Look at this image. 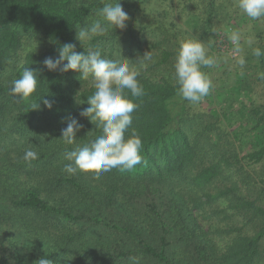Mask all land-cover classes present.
<instances>
[{
    "label": "trees",
    "instance_id": "1",
    "mask_svg": "<svg viewBox=\"0 0 264 264\" xmlns=\"http://www.w3.org/2000/svg\"><path fill=\"white\" fill-rule=\"evenodd\" d=\"M153 1L120 0L126 28L109 27L83 45L78 28L115 0H0V264L41 257L53 264H264V55H253L264 51V18L250 19L236 0H156L159 9ZM218 30L227 38L240 33L234 64L203 69L212 91L199 107L183 100L175 118L180 42L199 37L214 56ZM64 43L137 66L152 53L138 77L145 94L132 98L131 128L142 138V161L132 170L112 169L99 180L63 171L66 152L102 134L80 115L95 91L91 76L43 63ZM23 67L36 70L39 83L20 100L9 88ZM70 117L82 127L66 144L61 130ZM29 148L38 153L30 162L23 159Z\"/></svg>",
    "mask_w": 264,
    "mask_h": 264
},
{
    "label": "clouds",
    "instance_id": "2",
    "mask_svg": "<svg viewBox=\"0 0 264 264\" xmlns=\"http://www.w3.org/2000/svg\"><path fill=\"white\" fill-rule=\"evenodd\" d=\"M236 7L252 20L264 18V0H236ZM97 15L99 19L78 28L76 39L83 45L84 41L104 35L109 27L126 28V21L129 19L120 0L104 3ZM229 39L239 51V31L233 30ZM57 51L58 56L55 59L51 56L45 58L43 61L45 67L49 71L58 68L62 72L74 70L85 80L91 76L95 91L87 97L90 106L84 108L80 115L88 117L97 128L102 129V134L95 139L64 154L70 163L65 164L63 171L69 175L78 172L91 173L93 180H99L104 173L112 169L132 170L142 161V138L135 128H131L132 114L138 108L132 98L145 94L138 77L141 68L146 67L148 62H154L152 53L145 52L137 66L130 63L127 58L123 63L104 58L99 49L86 48V52H77L74 43H64ZM253 55L260 57L264 55V51L258 47L254 48ZM245 62L244 56L237 59L241 67ZM217 64V58L208 55L205 44L199 37L192 36L182 40L176 54L172 76L177 87V95L192 105L199 104L214 87L210 75L203 69L215 67ZM38 83V72L23 67L19 78L11 81L9 91L20 100L27 99L36 91ZM43 103L48 109L53 106V101L48 99H44ZM39 107V104L34 105L32 109ZM81 127L75 117L68 118L67 127L61 130V138L66 144H73ZM126 133L129 134L126 136ZM37 158L38 153L31 148L27 149L23 156V159L29 162ZM133 261L134 264H138L135 258ZM37 262L53 264V261L46 257L39 258Z\"/></svg>",
    "mask_w": 264,
    "mask_h": 264
},
{
    "label": "rangeland",
    "instance_id": "3",
    "mask_svg": "<svg viewBox=\"0 0 264 264\" xmlns=\"http://www.w3.org/2000/svg\"><path fill=\"white\" fill-rule=\"evenodd\" d=\"M152 3V6H155L157 9L158 8V5L159 3H157V1H153L151 2ZM170 19V16L168 17V20ZM234 26L232 25V27L230 28H233ZM246 28V27H244ZM40 40H37L35 41V45L34 46H42L43 45V41H41L40 43H38ZM212 41L214 42V48L213 50H211V52L213 53L214 57L217 58L218 60V64L219 65H222L226 62H229L231 63V66H233L234 62L231 61V59L233 58L232 56L234 55L235 53V46H234V43L229 39V37H225V33L221 30H218L215 34V36L212 37ZM220 54V55H219ZM214 67H211L210 69L213 70ZM214 71L211 73V77L214 76ZM220 74V72L218 73ZM217 74V75H218ZM221 89V87H216L214 88V92L217 93L219 90ZM254 95L259 99L261 100L262 99V91L260 89V86L257 85L255 91H254ZM183 100L178 96L176 95V97L171 101L170 103V107L172 109V113L175 115V118L177 116V113L178 111L180 110L179 108V104L182 102ZM198 105V104H197ZM207 105V104H206ZM196 106V105H195ZM196 107H199L196 106Z\"/></svg>",
    "mask_w": 264,
    "mask_h": 264
}]
</instances>
